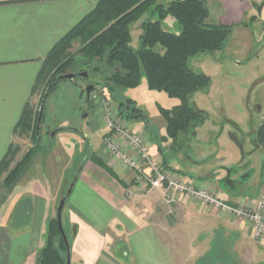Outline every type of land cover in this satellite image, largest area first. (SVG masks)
<instances>
[{
    "label": "crops",
    "instance_id": "1",
    "mask_svg": "<svg viewBox=\"0 0 264 264\" xmlns=\"http://www.w3.org/2000/svg\"><path fill=\"white\" fill-rule=\"evenodd\" d=\"M206 1L219 5L223 15L218 22L222 24H237L255 16L258 2ZM100 2L0 0V162L15 145V129L27 103L33 102L45 58ZM165 22L177 31L174 19ZM132 35L136 43L138 39ZM95 81L98 90H106L108 95L99 78ZM95 101L88 114L79 113L82 89L70 81L60 83L48 97L43 123L48 132L76 128L81 121L85 126L62 137L60 142L68 141L72 147L61 168L43 156L41 173L27 181L24 174L17 183L0 186V264H38L47 222L60 192L58 184L76 167L78 152L83 151L86 160L66 204V219L63 214V221L75 227L72 264H264V235L256 238L249 221L186 195L177 205H163L162 185L143 189L142 176L106 146V141L118 142L123 152L139 162L141 156L127 139L111 135L104 111L97 98ZM259 125L250 133L233 130L224 137L223 132L210 131L199 137L196 130L190 137L175 139H187L180 148L183 178L231 205L254 207L264 200V156L258 155L264 150L256 138ZM152 126L162 136L166 134V128ZM127 127L143 137L153 163L166 167L155 134L139 121H131ZM239 134L246 139L241 141ZM82 142L87 148L80 152L77 147ZM93 154L121 181L93 161ZM175 160L174 156L166 159L169 168H176Z\"/></svg>",
    "mask_w": 264,
    "mask_h": 264
},
{
    "label": "trees",
    "instance_id": "2",
    "mask_svg": "<svg viewBox=\"0 0 264 264\" xmlns=\"http://www.w3.org/2000/svg\"><path fill=\"white\" fill-rule=\"evenodd\" d=\"M169 17L178 25L177 31L168 29L165 21ZM209 17L206 0H101L97 9L47 55L38 74L33 96L40 91L43 102L45 96H50L60 84L54 86L59 75L89 70V77L97 76L107 89L108 95H104L117 103L119 116L124 120L144 123L146 130L155 134L162 153V143L181 135L194 134L196 127L204 121L203 112L196 104H191L190 98L199 90H208L212 80L192 67V59L200 54L223 52L235 29L244 24L209 23ZM142 19V33L138 46H134L132 25ZM76 43H80V47L73 52ZM78 63L85 68L83 66L76 71L74 68ZM89 77L84 79L88 80ZM144 79L149 90L164 92L179 100L170 109L159 106L166 121V134L159 135V138L156 137L151 120L137 101L125 95L126 91L138 88ZM91 84L95 86V91L98 83L95 81ZM93 91L88 93L87 89L83 90L91 106L94 105L91 98ZM38 116L31 99L15 134L22 128L31 129L35 147L12 171L5 186L11 184L14 177L30 163L35 152L44 148L37 135ZM256 138L264 150V122L257 128ZM14 153L15 145L0 162V175L7 170ZM85 156L80 157L78 167ZM91 158L119 179L96 155H91ZM163 164L169 167L164 156ZM67 234L71 242L68 231ZM66 252L56 217L50 222L47 241L40 250L39 264H67Z\"/></svg>",
    "mask_w": 264,
    "mask_h": 264
},
{
    "label": "rangeland",
    "instance_id": "3",
    "mask_svg": "<svg viewBox=\"0 0 264 264\" xmlns=\"http://www.w3.org/2000/svg\"><path fill=\"white\" fill-rule=\"evenodd\" d=\"M161 1L167 2L169 0ZM255 4V16L245 17V19L241 21L244 22L245 25L240 24L235 29L223 52H216L214 55L200 54L194 57L191 61V65L195 70L203 72L212 80V84L208 90H199L190 98L191 104H196V106L203 112L202 117L204 121L196 127V130H198L200 135L199 137H201V135L203 136L205 134H209L210 131L211 134L213 131L217 133L223 132L224 137L227 135L228 131L233 130L241 129L242 131L250 133L254 131V129H256L261 122H264V0H258ZM208 8L210 11V17L208 20L209 23H219V16L223 15V11L219 5L214 1H210L208 2ZM145 17H143V19H145ZM143 19L132 25V32L135 38L138 39L137 41H139V36L142 33L141 24ZM176 28L178 30L177 24ZM168 29L174 30L171 27ZM137 41L136 43L138 46ZM136 43H133L134 46H136ZM79 47L80 43H76L73 52H76ZM78 64H76L74 68L76 71L84 66H81L82 64L80 63ZM96 78L98 77L91 76L88 80L83 77L66 80L73 82L82 89L83 107L79 109V113H82L84 116L89 113L92 106L88 104L86 94L83 93V90L87 89L92 82H95ZM144 82L147 83L144 79L143 84H141L138 89L128 90L127 96L134 98L139 107L142 108L148 115L152 124L158 129H163L164 131L166 128V121L160 113L159 106L170 109L178 104L179 100L169 97L164 92L149 90ZM104 91L98 90L96 87L95 91H93L91 95V98L93 99V104L96 103V98L98 99L101 111L103 109L105 114L106 127L110 130L111 135L118 134H116V129H111V127L107 124L109 121H112L117 126L131 130L132 128L127 127V123L131 121L124 120L121 116H119L117 103L113 101L110 96L104 95ZM41 102L42 95L39 91L34 96L32 102L35 113H39ZM78 126L79 127L76 128L80 129L81 126H85V122L82 123L81 121ZM153 130L156 133V137L159 138V135L161 134L158 133L155 127ZM53 132L54 130L48 132L45 126L43 127V150L37 151L31 156L32 159L30 163L25 166V168H23L16 177H14L12 183L8 184V186L17 183L24 174L26 175L25 181H27L35 173H41L39 167L41 169V158L43 156L48 158L47 162H52L54 160V166H57L58 168H61L64 163L68 162V149L72 147V145L68 143V141H63V143L60 141H62V137H64V135H68L67 133L73 132L71 130H63L57 135L56 139H53L52 137ZM16 135L17 139L15 140V153L13 160L10 162L7 170L3 171L0 175V186H5V182L10 177L12 171L24 160L27 153L35 147L34 132L31 129L28 130L26 128H22ZM185 137H190V135ZM239 139L243 141L246 139V136L239 134ZM186 140H168L167 142L162 143V153L166 159L168 160L172 156L176 157L177 161L175 160L176 164H174L176 168H169L156 164L157 167H163V169L173 171L178 177H183L180 173V165L183 160L180 148ZM114 142L118 144V142ZM86 146L87 145L83 142L82 144L80 143L77 147L78 151H83L84 148H87ZM106 146L109 147L108 143H106ZM83 152H78L79 156L77 159V165L76 167H73L67 178L62 177L60 183L58 182L59 184L57 189L59 188L60 192L55 202V208L52 216L47 222L44 245L47 241L50 222L56 219L58 201L66 193L68 187L70 186ZM258 155L261 158L262 155L264 156V152H261ZM141 160V164H144L143 166L145 167L146 164L143 161L144 159ZM141 178L143 179V189H150L147 179L144 177ZM161 185L165 188L163 184ZM162 203L163 205H169L165 201V198ZM178 203L179 201L169 206H174ZM67 216L68 214L65 211L64 219H66L65 217ZM63 223L65 230H67L70 235L72 243L75 235V227L70 225L67 220L63 221Z\"/></svg>",
    "mask_w": 264,
    "mask_h": 264
},
{
    "label": "built area",
    "instance_id": "4",
    "mask_svg": "<svg viewBox=\"0 0 264 264\" xmlns=\"http://www.w3.org/2000/svg\"><path fill=\"white\" fill-rule=\"evenodd\" d=\"M264 119V115H263ZM111 129H116V134L127 139L131 147L137 152L146 166L144 167L141 162L134 157L123 152L120 145L115 143L111 138H108L109 148L118 156L122 157L130 167L136 169L138 173L147 179L149 187L153 188L163 184L165 201L172 205L182 198L183 195L199 199L206 204L215 207L223 212L241 217L254 226V233L256 238H261L264 235V200H259L254 207H240L231 205L220 198H218L212 191L208 189H198L191 182L183 177H178L176 173L168 169L158 168L152 161L149 151V146L144 142L143 137L133 132L130 129L122 128L115 125L112 121L107 123ZM115 130V131H116Z\"/></svg>",
    "mask_w": 264,
    "mask_h": 264
},
{
    "label": "water",
    "instance_id": "5",
    "mask_svg": "<svg viewBox=\"0 0 264 264\" xmlns=\"http://www.w3.org/2000/svg\"><path fill=\"white\" fill-rule=\"evenodd\" d=\"M90 75V71L86 70V71H82V72H69V73H65V74H61L58 76L56 83L54 84V86H57L59 83L66 81V80H70V79H74L77 77H83V78H88ZM95 88V86L93 84L89 85L87 87V91L88 93H91L93 91V89ZM49 94H47L45 96V98L43 99V102L40 106V110H39V116H38V127H37V135L38 138L40 140V142L42 141V128H43V117H44V111H45V105H46V101L48 99ZM60 130H76L78 131V129L76 128H71V127H64V128H59L54 130V132L52 133V137H54L57 132H59ZM85 158L83 159V161L80 163L71 183L70 186L68 187L66 193L60 198V201L58 203L57 206V213H56V217H57V221H58V225L62 234V237L65 241L66 244V257H67V264H72V245L71 242L69 240V236L67 234V231L65 230L64 227V223H63V214H64V210L66 207V204L68 202V199L70 198L75 184L78 180V177L80 175V172L82 170L83 164L85 162Z\"/></svg>",
    "mask_w": 264,
    "mask_h": 264
}]
</instances>
